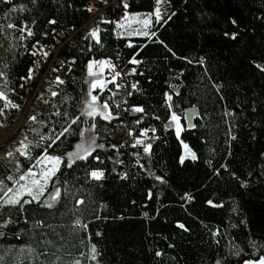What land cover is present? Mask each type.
Listing matches in <instances>:
<instances>
[{
  "label": "trees",
  "instance_id": "trees-1",
  "mask_svg": "<svg viewBox=\"0 0 264 264\" xmlns=\"http://www.w3.org/2000/svg\"><path fill=\"white\" fill-rule=\"evenodd\" d=\"M70 2L73 7L68 6ZM128 2L130 12L141 13L152 11L155 4V0ZM13 3H28V0H11V3L0 0V17H3L4 11ZM90 3H94L95 8L100 6L96 0H41L38 10L17 11L11 14L8 21L0 19V24L11 22L16 17H35L39 22L38 26H33L35 37L27 40H13L12 37L18 36V32H12L7 37L0 36V57L10 59L5 50L12 44L17 45L14 51L18 53L13 75L10 77L12 82L9 84V87L16 90L9 93V97L20 108H12L9 116H0V123L6 126L15 122L28 102L27 113L29 116L36 114L37 121L48 120L54 112L53 105L58 106L61 112L77 114L79 109H74L73 106L80 104L88 89L86 63L91 58L87 52L89 45L96 58H116L119 53L120 58L131 59L136 55L137 59L143 61L140 65L134 64L137 71L132 73L142 91L130 89L133 95L126 97L127 103L121 101V116L114 117L112 121H104L100 116L95 118L99 133L97 143L106 145L105 149L96 150V154L102 156V166L107 169L104 182L97 184L85 181V171L97 166V162L91 158L87 162H77L72 169L62 165L63 175L58 173L56 179L67 181L63 186L67 192L59 208L55 212H37L34 205L28 206L30 219L43 218L48 223L65 226L57 229L64 237L63 241H57L60 247L48 246L49 254L43 259L48 264H53L59 256V264H72L74 260L90 264L87 258L89 241L86 239L89 235L91 242L97 244L102 253V264H206L215 258L217 252L223 255L227 251L223 247L229 240L227 233L219 246L209 234V230L216 227L227 229L242 247L249 230L253 238L264 240V176L260 175L264 159L259 156L264 151V108L259 106L264 104V76L249 63L264 45V28L255 20L259 0H171L170 3L162 4V15L165 20L172 12L176 13L175 16L167 20V23H162V26L157 23L154 28L156 36L150 38L119 35L115 23H104L99 27L100 45L103 47L89 34L87 50L82 51L75 39L65 41L60 48L59 55L66 58L72 66L70 72L58 74L65 81L58 87L56 85V91L60 95L52 97L41 88L28 100V93L32 94L36 80L21 89L19 84L22 81L19 77L27 74V68L38 57L31 55V44L35 40H41L47 45L67 28L76 30L81 27L93 13L85 9V5ZM28 7L31 8L32 5L28 4ZM121 11L124 9L120 1L109 8L110 21ZM53 17L58 23L54 26L47 25L46 19ZM229 17L237 18L240 25V35L235 42L223 36L225 31H237L228 22ZM50 27H55L56 33L49 31L47 37L42 36L41 33L48 31ZM160 40L175 55L161 45ZM25 45L28 46V51L25 50ZM184 57L188 59L185 60ZM201 57L205 59L204 64L196 62ZM213 83L221 85L219 92L215 90ZM114 90L118 91L115 87ZM41 91L45 92L44 99L50 101L48 104L36 99ZM104 91L99 100L109 101L112 110L116 111L112 95H106L109 94L108 89ZM165 92L173 95L174 105L171 110L164 103ZM64 96L73 99L61 103ZM116 99L121 100L119 96ZM253 102L258 105L255 111L252 108ZM127 104L143 105L149 115L137 125L135 121L141 114L124 111L123 106ZM3 106L4 101L0 100V107ZM188 110L193 111L190 123L186 120ZM227 110H232L234 115L225 116L224 112ZM171 111L181 117L180 137L197 154L198 159L187 158L183 164L179 162L182 154L181 140L172 126L164 127L169 123ZM155 116L160 119L156 120ZM52 119L62 118L53 115ZM83 119L85 118L82 117ZM91 120L89 119L90 122ZM131 124H134L135 132L140 135L141 128L149 129L147 136L152 145L151 155L144 154L142 150L139 160L144 168L137 165L128 179H121L117 173L122 171L129 159L135 161L136 157L123 147L112 148L108 145L115 144L118 137L125 136ZM229 125H233L232 130L237 136L230 144L226 143L229 139L226 135ZM25 127L28 140L39 141L40 135L48 131L49 125L26 120ZM153 127L155 132L151 131ZM32 128H36L37 132H32ZM78 140L79 136L62 140L55 148V154L63 155L70 151ZM40 150L33 148V156L39 155ZM229 151L231 155L228 154ZM117 157L124 161L123 165L114 163ZM209 160L211 167L206 163ZM22 162L26 167L27 162ZM223 164H228L229 170L236 172L241 179H248L249 186L242 188L235 178L229 176V170L222 169L220 177H212L213 169L220 168ZM13 167L14 164L0 160V179L6 177ZM113 167H116V173L111 172ZM249 170L254 172L251 177L246 175ZM155 176H162L166 183L155 180ZM149 189L153 193L151 199L147 195ZM186 192L195 199L185 202L182 198ZM80 197L85 199L83 206L75 205V199ZM208 199L217 203L223 200L225 206L213 208L205 203ZM102 204L105 207H101ZM234 206L238 208L237 212L231 211ZM62 212L66 214L61 215ZM93 212L99 218L93 219ZM143 213L148 215L144 216ZM76 216H80L88 224L86 230L71 231L72 221ZM245 217L247 227L228 228L230 219L238 224ZM177 221L183 222L191 231L179 229ZM21 226H25L23 221L15 226L16 230ZM97 232L101 235L97 236ZM0 243H33L35 246V242L27 237L18 240L12 235L0 240ZM169 245L175 247H168ZM43 247L40 246L41 251ZM156 250L165 254L155 257ZM80 252H85V256H79ZM245 252H248L247 248ZM171 257H175V260ZM237 259L232 258L233 264Z\"/></svg>",
  "mask_w": 264,
  "mask_h": 264
},
{
  "label": "snow or ice",
  "instance_id": "snow-or-ice-1",
  "mask_svg": "<svg viewBox=\"0 0 264 264\" xmlns=\"http://www.w3.org/2000/svg\"><path fill=\"white\" fill-rule=\"evenodd\" d=\"M7 2L11 3V0H7ZM96 2L106 7H111V5H109V0H96ZM170 2L171 0H155L152 11L141 13L130 12L128 0H120L124 9V14L116 21L107 20L100 13V9L97 8L96 11L103 22L115 23L117 29H124L126 25H131L133 20L143 25L142 29L129 28L127 32L121 31L119 35H135L150 38L156 36L155 31L147 30L148 27L152 25L153 18L162 26V23H167V20H171L172 17L175 16L176 13L172 12L168 14L167 20H165L162 15V4ZM28 4H31L32 7L29 8ZM68 6L73 7L71 2ZM39 7H41V0H28V3L21 4L13 3L11 4V7L4 11L3 17H0V19L8 21L11 18L12 13L17 11L32 12L33 10H38ZM95 7L94 3L85 5V9L88 12H92ZM256 12L258 15L255 16V20L259 23L261 28H264V0H259V6L256 8ZM45 22L49 26H54L58 23L57 19L54 17L46 19ZM228 22L235 26L237 31H225L223 36L235 42L240 35V25L238 23V19L229 17ZM38 24L39 22L35 17H31L29 19L16 17L15 19H12L11 22L0 24V36L7 37L12 32H18L19 35L13 36V40H27L30 37H35L36 32L34 31L33 26H38ZM72 27L75 28V25ZM49 31L56 33L55 27H50L48 31H43L41 35L47 37L49 35ZM99 32L100 29L99 26H97L91 28L88 33L96 40L98 45H100ZM253 34H255L254 29ZM159 42L167 48L169 52H172L173 55H175L173 50L169 48L163 40H160ZM16 46V44H12L5 50L10 56V59L0 57V100L4 101V106L0 107V116L5 115V109L20 108V105L14 103L9 97V93H14L16 90L15 88L9 87V84L12 82L10 77L13 75L12 70L15 67L16 57L18 55V53L14 51ZM0 47H2V45H0ZM100 47H103V45H100ZM25 50H29L27 45H25ZM50 51L51 50L48 49L47 46L41 42V40H35V43L31 44V55L33 57H37L39 55L40 58L34 60L27 68L26 75L19 77V80L22 81V83L19 84L21 89L25 87L26 82L34 80L37 72L41 68V65L47 62ZM87 52L91 57L86 63V71L89 78L87 82L89 86L84 97L81 98L80 104L73 106L74 109L78 108L79 112L77 114H72V112L69 111L61 112L58 106L53 105L54 112L49 116L48 120L37 121L36 114L28 116L27 119L30 122H38L41 125H49L48 131L40 135L39 141L28 140V137L25 134L23 138L16 142L13 147H10L2 155H0V160L14 164L12 171L6 177L0 179V240L12 235L18 240L21 237H27L29 240L35 242V246L33 243H20L17 245H5L0 243V249L3 250L0 251V264H37V261H39V264H48V261L43 259L49 254L48 246H52L54 248L60 247V244H58L57 241H63L64 237L57 229L64 228L65 226L48 223L43 218L30 219L28 206L34 205L37 212L42 210L55 212L59 208L63 202L64 195L67 192V189H63V186L67 184V181H58L56 179L58 173L63 175L62 165L67 169H72L77 165V162H87L91 158L97 162V166L90 167L85 171V181L97 182V184H99L104 182L106 179L107 169L102 166V156L96 154L97 149H105L106 145L105 143H97V136L99 133L97 132V123L95 118L99 115L104 121H112L114 117H120L121 112L119 109L121 101L123 103H127L126 97L133 95L131 90H136L138 92L142 90L138 86V81L131 83L130 86L123 83V79L126 74L116 70L117 66L111 57L96 58V56L92 54L91 45H89ZM116 58H120L119 53L116 54ZM183 59L187 60L188 58L184 57ZM72 61H75V57L72 58ZM196 62L204 64L205 59L201 57ZM129 63L140 65L143 61L141 59H137L136 55H133ZM249 63L261 74V76H264V45L257 50L256 57L254 59H250ZM61 68H65L69 72L72 70L71 64L67 60H62L59 63V67H52L50 71H59ZM105 68L113 70L110 80H104L98 76V73L103 72ZM136 71V68L131 69V72L133 73ZM117 78H121L122 82H117ZM64 83L65 81L61 78V76H55L54 80L47 82L48 94L52 97L59 96L60 92L52 90V85L55 84L58 87ZM110 83L118 90L116 92H112V104L115 105L117 109L116 111L112 110L109 101H103L101 104L98 102V96L93 94L94 90L99 89L102 91L107 88ZM213 87L217 92L221 90V85L219 84L213 83ZM109 91H111V89H109ZM117 96L121 98L120 101L116 99ZM44 97L45 92L41 91L36 99L42 100L43 103L48 104L50 101L44 99ZM164 98L166 107L171 110L174 105L173 95L165 92ZM70 99L73 98L64 96L61 103ZM257 106V102H253V111H255ZM259 106L264 108V104H260ZM124 111L141 114L139 119L135 121V124L137 125L144 120L146 115H149L143 105L137 104L131 105L129 108L124 109ZM53 115L55 117H61L62 119L53 120ZM224 115L232 116L234 115V112H232V110H227L224 112ZM82 117L85 119L82 120ZM86 118L93 119L90 122ZM155 119L159 120L160 117L155 116ZM168 119L170 122L175 123L176 132L179 136L181 130V117L175 111H171ZM121 123H123L122 119ZM57 125H59V127H57ZM0 127H6V125L0 123ZM164 127H171V123L165 124ZM190 127H194V125H190ZM232 129L233 125H229L228 132L226 134L229 137L226 141L228 144L237 139V136ZM31 131L37 132V129L32 128ZM151 131L155 132L156 129L153 127L151 128ZM133 132L134 129H128V135L132 136V147L136 148L138 146H143L144 154L150 156L152 145L147 136L149 129L141 128L140 136H133ZM70 136L72 138L79 136V140L75 143L73 150L67 151L63 155L55 154V148L59 146L62 140L66 141ZM108 146L112 148L118 147L115 144H109ZM33 148L41 149L39 155L33 156ZM184 148L187 150V153L192 160L198 159L197 154L189 147V145L184 144ZM228 154L231 155V151H229ZM132 156L136 157L134 163L139 165L141 168H144V165L140 163L139 153L133 152ZM259 156L264 159V151H261ZM107 158L113 159L112 157ZM22 161H26L28 166L25 167V164ZM179 162L183 164L185 162V156L182 155ZM114 163L116 165H123L124 161L117 157L114 160ZM206 163H208L211 167V160L206 161ZM222 169L229 170V165L223 164L220 168H214L212 177H220ZM111 172L116 173V167H113ZM148 174L152 175L150 172ZM117 175L121 179L129 178L128 171L118 172ZM246 175L251 177L254 175V172L249 170ZM260 175L264 176V163L261 165ZM229 176L235 178L242 188H247L250 184L248 179H241L234 171L229 170ZM212 177H209V179H212ZM154 178L161 183H166L162 176H155ZM147 195L149 199L152 198L153 193L151 189L148 190ZM182 199L185 202H190L195 198L190 193L186 192L184 193V197ZM205 203L213 208H223L225 206V202L223 200H220L217 203L212 199H208ZM84 204V197L75 199V205L83 206ZM101 207H105V205L102 204ZM75 211H79V209H75ZM157 211L159 210L157 209ZM231 211L237 212L238 208L234 206L231 208ZM65 214L66 213L63 212L61 213V215ZM143 215L147 216L148 214L143 213ZM92 216L93 219L99 218L95 215V212L92 213ZM21 221L24 222L25 226H21L17 231L15 226H19ZM201 224L203 225V221H201ZM72 225V232H79L80 230H86L88 228V224L84 222L80 216H76V218L72 221ZM247 225L248 221L246 217L241 219L238 224L230 219L228 228L235 229L239 227H247ZM177 226L185 232L191 231V229L183 222L177 221ZM203 226L205 228L207 227L206 225ZM226 233L229 237L228 242L223 246L227 249L226 253L222 255L220 252H217L215 254V258L206 262V264H233V257L238 258L235 264H264V240L258 241L253 238L249 230V232L245 234L243 242L244 246L242 247L236 242L235 237H233L230 232H227V229L222 230L220 227H216L214 230H209V234L217 246L221 244V239L224 238ZM96 235L99 236L101 233L97 232ZM86 239L89 241L87 258L90 264H102V253L100 252L97 244L91 242L90 235L86 237ZM80 242L84 243V240H81ZM40 246H44L42 251L40 250ZM168 247H175V245H169ZM246 248L248 249L247 253L245 252ZM164 254L165 253L160 250H156L154 253L155 257H162ZM79 256L84 257L85 252H80ZM9 257H12V259L9 260ZM171 259L175 260V257H171ZM59 261L60 257L57 256L53 264H59ZM72 264H81V262L74 260ZM202 264H205V262H202Z\"/></svg>",
  "mask_w": 264,
  "mask_h": 264
},
{
  "label": "built area",
  "instance_id": "built-area-1",
  "mask_svg": "<svg viewBox=\"0 0 264 264\" xmlns=\"http://www.w3.org/2000/svg\"><path fill=\"white\" fill-rule=\"evenodd\" d=\"M120 0H109V5L111 7L115 6ZM111 7H106L102 4L98 6L97 8L100 9V13L107 19H109V12L108 9ZM95 8L93 10V13L89 17V19L78 29L74 30L71 28H67L66 31L59 33L57 36H55L54 41L47 44V48L50 49V55L47 59V62L43 63L41 65L40 70L37 72L35 76L36 80V86L31 93H28V100L32 99L37 92L43 88L46 93H48L47 88V82H50L54 80L55 76H57L59 73H67L68 71L65 68H61L59 71H50L52 67H59V63L62 60H67L63 56L59 55L60 48L63 46L65 41L75 39L79 45V47L82 50H87V39L89 37V30L93 27L101 26L105 22H103L100 19V16L97 14V11ZM122 12V11H121ZM120 12V13H121ZM120 13L116 16V18L113 21H116L117 18H120ZM54 46V47H53ZM40 56L38 55L37 59H39ZM113 62L116 64L117 69L121 71L122 73H125L126 76L123 79V83H126L130 86L131 83L136 82L135 79L132 77L131 69L134 68V64L129 63L130 59L126 58H114L111 57ZM68 61V60H67ZM69 62V61H68ZM113 73V70L108 68V77L109 80L111 79V75ZM117 82H122L121 78H117ZM29 82H26L28 84ZM52 90L56 91V85H52ZM14 103H16L13 99H11ZM29 103V102H28ZM28 103L25 104L21 114L17 117V121L14 122V126L12 127V130L2 133L0 135V155H2L5 151H7L10 147H13L16 142H18L20 139L23 138V136L26 134V127H25V121L28 120L29 114L27 113L28 109ZM130 106L127 104L123 106V109H127ZM12 112V108L5 109V116H9ZM129 128L134 129L133 136H140V134H137L135 132L134 124H131ZM126 142V143H125ZM115 144L117 146L123 147L127 149L131 154L133 152H138L139 154L142 153L143 146H138L136 148L132 147V136L127 134L122 137H118L115 140ZM134 160L129 159L122 167V171H128L129 176L132 174L134 170H136L137 165L134 163Z\"/></svg>",
  "mask_w": 264,
  "mask_h": 264
},
{
  "label": "rangeland",
  "instance_id": "rangeland-1",
  "mask_svg": "<svg viewBox=\"0 0 264 264\" xmlns=\"http://www.w3.org/2000/svg\"><path fill=\"white\" fill-rule=\"evenodd\" d=\"M144 13V12H143ZM124 14V11H122L121 13H120V17L122 16ZM118 19H120V18H117V20ZM142 19V18H141ZM156 24H157V22L155 21V19L153 18V23H152V25H150L149 27H148V29L147 30H149V31H154V28H155V26H156ZM129 28H131V29H142L143 28V25H141V24H139V23H137L135 20H133L132 21V23H131V25H126L125 26V28L124 29H117L116 28V30H117V33L119 34L121 31H125V32H127L128 30H129ZM124 36H127V37H129V38H134V37H145V36H135V35H124ZM98 76L99 77H101V78H103L104 80H109V77H108V68H105L104 70H103V72H101V73H98ZM88 75H87V77H86V80L88 81ZM87 84H88V82H87ZM89 86V85H88ZM106 89H111V91H109V94H106L107 96H110V95H112V92H116L115 90H114V86H112V84L110 83L109 85H108V87L107 88H105L104 90H106ZM104 90H99V89H96V90H94L93 91V94L94 95H97L98 96V102L99 103H103V102H101L100 100H99V97H100V94H102V92H105ZM97 116H99V115H97ZM192 117H193V111L192 110H188V111H186V120H187V122L188 123H190L191 121H192ZM86 119H93V118H86ZM15 121H17V120H15ZM169 123H171V126L173 127V129H174V131H175V133H176V135H177V132H176V125H175V123H173V122H170L169 121ZM168 123V124H169ZM14 123H11L10 125H8V126H6V127H0V135L2 134V133H6V132H8V131H10V130H12V127L14 126L13 125ZM180 124H181V122H180ZM181 129H182V125H181ZM180 132H181V130H180ZM86 135H87V133H86ZM178 136V135H177ZM179 138H180V140H181V144H182V154H181V156L183 155V156H185V159H187V158H191L189 155H188V153H187V150L184 148V144H186L185 142H183L182 141V139H181V137H180V133H179V136H178ZM148 138H149V136H148ZM150 140V139H149ZM188 145V144H187ZM71 150H73V148L71 149ZM70 150V151H71ZM27 166H28V164H27ZM26 166V167H27Z\"/></svg>",
  "mask_w": 264,
  "mask_h": 264
}]
</instances>
